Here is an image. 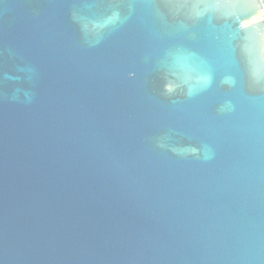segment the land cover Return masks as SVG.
I'll return each instance as SVG.
<instances>
[{
    "label": "water",
    "instance_id": "obj_1",
    "mask_svg": "<svg viewBox=\"0 0 264 264\" xmlns=\"http://www.w3.org/2000/svg\"><path fill=\"white\" fill-rule=\"evenodd\" d=\"M258 0H0V264H264Z\"/></svg>",
    "mask_w": 264,
    "mask_h": 264
},
{
    "label": "built area",
    "instance_id": "obj_2",
    "mask_svg": "<svg viewBox=\"0 0 264 264\" xmlns=\"http://www.w3.org/2000/svg\"><path fill=\"white\" fill-rule=\"evenodd\" d=\"M259 2V5L261 8H259L261 14H262V18H263V21H264V0H258Z\"/></svg>",
    "mask_w": 264,
    "mask_h": 264
}]
</instances>
